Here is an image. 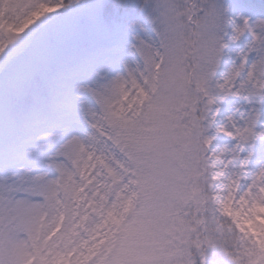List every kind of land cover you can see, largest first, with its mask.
Segmentation results:
<instances>
[{"label":"snow or ice","instance_id":"snow-or-ice-1","mask_svg":"<svg viewBox=\"0 0 264 264\" xmlns=\"http://www.w3.org/2000/svg\"><path fill=\"white\" fill-rule=\"evenodd\" d=\"M0 264H264V0H0Z\"/></svg>","mask_w":264,"mask_h":264}]
</instances>
